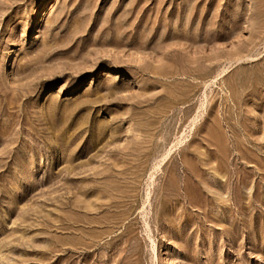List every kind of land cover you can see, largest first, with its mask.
Masks as SVG:
<instances>
[{
    "label": "rangeland",
    "instance_id": "rangeland-1",
    "mask_svg": "<svg viewBox=\"0 0 264 264\" xmlns=\"http://www.w3.org/2000/svg\"><path fill=\"white\" fill-rule=\"evenodd\" d=\"M0 264H264V0H0Z\"/></svg>",
    "mask_w": 264,
    "mask_h": 264
}]
</instances>
